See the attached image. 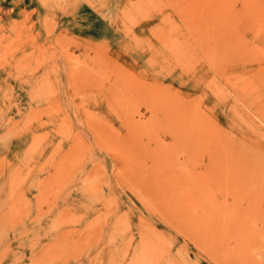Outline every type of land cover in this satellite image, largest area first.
Here are the masks:
<instances>
[{"label":"rangeland","instance_id":"1","mask_svg":"<svg viewBox=\"0 0 264 264\" xmlns=\"http://www.w3.org/2000/svg\"><path fill=\"white\" fill-rule=\"evenodd\" d=\"M40 1L0 18V264H264V0Z\"/></svg>","mask_w":264,"mask_h":264},{"label":"crops","instance_id":"2","mask_svg":"<svg viewBox=\"0 0 264 264\" xmlns=\"http://www.w3.org/2000/svg\"><path fill=\"white\" fill-rule=\"evenodd\" d=\"M34 1H36V7H30ZM40 2V0H0V18H4L2 14L7 15L13 11L27 10L28 7L38 8Z\"/></svg>","mask_w":264,"mask_h":264},{"label":"bare ground","instance_id":"3","mask_svg":"<svg viewBox=\"0 0 264 264\" xmlns=\"http://www.w3.org/2000/svg\"><path fill=\"white\" fill-rule=\"evenodd\" d=\"M212 45V44H211ZM257 133V132H256ZM31 191V190H30ZM31 193V192H30Z\"/></svg>","mask_w":264,"mask_h":264}]
</instances>
